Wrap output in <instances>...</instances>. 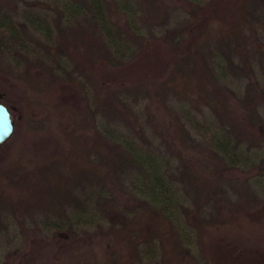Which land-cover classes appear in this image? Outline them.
I'll use <instances>...</instances> for the list:
<instances>
[{"label": "trees", "instance_id": "16d2710c", "mask_svg": "<svg viewBox=\"0 0 264 264\" xmlns=\"http://www.w3.org/2000/svg\"><path fill=\"white\" fill-rule=\"evenodd\" d=\"M55 1H52L56 11L54 23L59 31L61 25L79 23L81 19L99 38L97 51L92 56L85 49L87 58L82 61L83 65H78L82 69L75 70L85 75L87 68L95 73L98 64H128L138 55V46L155 43L166 61L165 69L171 71L167 85L169 93L176 97V108L168 121H160L152 129L149 137L140 123L143 115L138 111L139 95L143 101L162 99L165 91L162 84L149 80L138 89H121L103 81L95 86L93 95L85 85L81 97L95 119L84 126L83 117L74 116L60 126L69 144L60 162L68 166L64 173L71 177L60 175L57 164L44 167L32 175V178L38 177L39 186L32 184L30 204L27 195L16 194L13 199L0 196V207L8 202L10 206L18 204L17 218L29 214L34 217L36 224L34 228L29 227L30 234L36 232L41 236L53 232L78 237L92 227L110 223L109 210L112 207L122 210L123 205L116 206V198L124 195L125 205L140 203L156 213L164 226L172 228L164 235L158 234L156 240H149L150 255L161 251L166 263L189 258L194 241L179 212L184 205L177 195L171 151L164 150L163 146L172 144L179 152L193 147L212 155L226 169L228 166L245 169L256 163L264 172V143L256 144L255 151L244 145L248 142L245 137H254L258 126L264 124V0H186L191 6L190 19L183 25L167 27L159 37L148 38L142 28H137L135 9L129 0ZM118 13L127 18L126 33L113 20V15ZM17 15L0 2V58L11 59L19 67L23 64L29 67L30 59L41 57L54 78L62 80L56 76L57 69L74 76L76 71H70L73 67L70 69L63 57L71 51L73 43H54V29L48 14L25 10L23 23ZM215 21L218 26L213 31ZM72 76L69 78L73 80ZM77 79L74 78V83ZM190 90L203 98L212 115L185 102ZM243 91L241 99L238 94ZM233 98L241 102L240 120L233 118L236 116L230 107ZM79 128L82 133H77ZM49 174L57 178L52 180ZM262 174L253 179L256 195L260 197H264ZM115 225L109 224V229ZM13 238H0V246L5 241H10L7 243L10 245Z\"/></svg>", "mask_w": 264, "mask_h": 264}, {"label": "rangeland", "instance_id": "374dc122", "mask_svg": "<svg viewBox=\"0 0 264 264\" xmlns=\"http://www.w3.org/2000/svg\"><path fill=\"white\" fill-rule=\"evenodd\" d=\"M52 1L55 0H0L11 12L18 13L17 19L21 23L25 20V10L47 13L54 29V43H73L71 51L63 56L70 69L73 67L70 71L82 69L78 65L87 58L85 49L93 56L99 38L92 28L83 25L81 19L79 23L61 25L59 31V26L54 23L56 11ZM129 1L135 9V24L137 28H142L147 38L150 35L159 37L167 27L183 25L191 16V6L186 0ZM254 10L256 13V7ZM113 16L117 28L126 33V16L119 13ZM217 26L215 21L212 30L215 31ZM157 49L155 43H144L137 47L138 55L132 62L121 66L98 64L95 73L87 68L84 75L78 69L72 76L63 69H57L56 76L62 80L47 71L49 65L41 57L30 59L29 67L24 64L19 67L11 59L1 57L0 102L10 109L15 130L7 145L0 148V196L13 199L16 194L27 195L30 204L33 194L30 192H34L31 186L34 183L39 186L38 177L32 178L33 173L52 164L60 167L56 170L60 175L67 179L71 177L64 173L68 166L60 162L69 145L61 134L60 126L74 116H82L84 126L95 119L81 97L85 85L93 95L95 86L103 81L121 89H138L149 80L162 84L165 89L162 99L143 101L139 95L138 111L143 115L140 123L151 137L152 129L164 120L168 121L172 117L171 111L176 108V97L174 93H169L167 85L171 80V71L165 69L166 61ZM103 74L106 75L103 77ZM71 76L73 80L69 78ZM75 77L78 79L74 83ZM238 96L242 99L244 91ZM188 100L185 102L189 106L191 104L204 114L212 115L203 98L195 91L188 92ZM240 103L236 98L230 101V107L236 114L234 120L242 118ZM257 129L254 137H245L248 142L244 145L251 146L252 151H255L256 144L264 143V124ZM82 132L79 128L77 133ZM158 140L155 141L157 145ZM166 144L163 149L171 151L169 156L178 182L177 195L184 205L179 212L194 241L189 258L166 263L161 251L150 255L149 240H156L158 234L164 235L172 228L164 226L156 213L140 203L125 205L124 195H118L116 206L121 204L124 208H110L112 221L92 227L87 234L78 237L53 232L41 236L33 232L31 235L28 229L35 226V218L30 214L17 218L18 204L10 206L9 202L5 203L0 207V238H15L10 245H7L10 241H5V245L0 246V264H264V197L256 195L253 187V179L264 173L261 165L255 163L245 169L228 166L226 169L203 151L190 147L179 152L174 145ZM49 176L52 180L57 178L54 174ZM7 186L10 189L7 190ZM257 197L261 200H256ZM109 224H116L115 228L109 229ZM157 242L161 243L160 240Z\"/></svg>", "mask_w": 264, "mask_h": 264}, {"label": "water", "instance_id": "95a60500", "mask_svg": "<svg viewBox=\"0 0 264 264\" xmlns=\"http://www.w3.org/2000/svg\"><path fill=\"white\" fill-rule=\"evenodd\" d=\"M15 130L14 119L10 109L0 102V145L8 141Z\"/></svg>", "mask_w": 264, "mask_h": 264}]
</instances>
